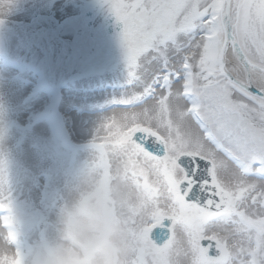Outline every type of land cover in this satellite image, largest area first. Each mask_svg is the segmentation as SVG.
Returning <instances> with one entry per match:
<instances>
[{
	"label": "snow or ice",
	"instance_id": "snow-or-ice-1",
	"mask_svg": "<svg viewBox=\"0 0 264 264\" xmlns=\"http://www.w3.org/2000/svg\"><path fill=\"white\" fill-rule=\"evenodd\" d=\"M102 3L134 91L97 128L92 166L129 264H264V0Z\"/></svg>",
	"mask_w": 264,
	"mask_h": 264
},
{
	"label": "rangeland",
	"instance_id": "rangeland-1",
	"mask_svg": "<svg viewBox=\"0 0 264 264\" xmlns=\"http://www.w3.org/2000/svg\"><path fill=\"white\" fill-rule=\"evenodd\" d=\"M12 2L0 15V205L11 208L0 207V232H8L4 216L10 214L18 246L25 248L55 233L61 208L92 164L97 128L134 88L124 49L93 69L94 55L82 63L83 43L70 26L77 21L35 17L39 1ZM115 61L117 74L109 76ZM66 98L72 104L64 108ZM68 113L82 118L77 130ZM41 123L45 128L36 130Z\"/></svg>",
	"mask_w": 264,
	"mask_h": 264
},
{
	"label": "clouds",
	"instance_id": "clouds-1",
	"mask_svg": "<svg viewBox=\"0 0 264 264\" xmlns=\"http://www.w3.org/2000/svg\"><path fill=\"white\" fill-rule=\"evenodd\" d=\"M135 242L112 193L89 165L61 208L55 233L25 248L0 232V264H129Z\"/></svg>",
	"mask_w": 264,
	"mask_h": 264
},
{
	"label": "flooded vegetation",
	"instance_id": "flooded-vegetation-1",
	"mask_svg": "<svg viewBox=\"0 0 264 264\" xmlns=\"http://www.w3.org/2000/svg\"><path fill=\"white\" fill-rule=\"evenodd\" d=\"M39 1V5H35L37 13L35 17H50L58 20L55 14L45 12L48 8L54 7L57 3L64 4L63 8L68 12L60 21L78 22L77 25L71 24L72 32H77L80 41L84 47V57L82 63H88L87 54L94 55L93 69H97V61L104 57L103 61L112 58L118 49L123 48L120 38L122 26L119 25L115 18L111 25V34L106 32L105 16L109 9L103 6L100 12H94L91 17L86 16L88 10L94 8L98 0H34ZM105 9V12H103ZM78 27V28H77Z\"/></svg>",
	"mask_w": 264,
	"mask_h": 264
},
{
	"label": "bare ground",
	"instance_id": "bare-ground-1",
	"mask_svg": "<svg viewBox=\"0 0 264 264\" xmlns=\"http://www.w3.org/2000/svg\"><path fill=\"white\" fill-rule=\"evenodd\" d=\"M9 3V0H0V8H1V6H2V8H5V5L6 4H8ZM12 5H14L13 4V2H12ZM45 12H49V13H52V14H56V16L60 19V18H62L63 17V15H65L66 13H68L64 8H63V5H62V3H60V4H56L54 7H52L51 9L50 8H48V10H46ZM28 90H31V88H29ZM109 94V93H108ZM106 96H108V95H106ZM60 99H61V96H60ZM69 104H72V100H69V98H66L65 100H64V104H63V107L64 108H67V106L69 105ZM41 106H42V104H41ZM122 111L124 110V108H120ZM120 109H113V110H110L109 111V113H110V116H114V115H117L118 113H120L121 112V110ZM106 116H108V115H106ZM67 117H70V119H69V122H71L72 123V128H74V129H76L77 130V128H75L76 127V124H79V121L82 119V118H80V117H78V116H74L73 114H71V113H68L67 114ZM110 118V117H109ZM37 128H39V129H44L45 128V125L43 124V123H41L39 126H36V130H38ZM64 130L66 131H68V133H70L69 132V127H64ZM0 231H2L1 230V228H0Z\"/></svg>",
	"mask_w": 264,
	"mask_h": 264
}]
</instances>
